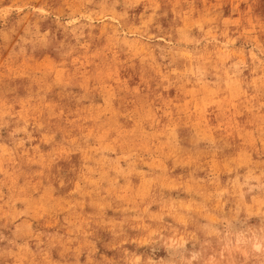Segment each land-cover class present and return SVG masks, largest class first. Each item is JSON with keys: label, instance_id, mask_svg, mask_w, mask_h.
Here are the masks:
<instances>
[{"label": "rangeland", "instance_id": "374dc122", "mask_svg": "<svg viewBox=\"0 0 264 264\" xmlns=\"http://www.w3.org/2000/svg\"><path fill=\"white\" fill-rule=\"evenodd\" d=\"M0 264H264V0H0Z\"/></svg>", "mask_w": 264, "mask_h": 264}]
</instances>
